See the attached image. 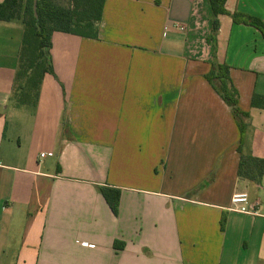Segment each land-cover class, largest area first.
<instances>
[{
    "label": "crops",
    "instance_id": "1",
    "mask_svg": "<svg viewBox=\"0 0 264 264\" xmlns=\"http://www.w3.org/2000/svg\"><path fill=\"white\" fill-rule=\"evenodd\" d=\"M207 4L105 0L97 39L52 33L37 95L17 91L22 24L0 22V264H264V175L236 174L240 140L264 160L250 106L264 35L221 14L213 51ZM224 7L264 24V0ZM212 60L247 113L242 136L204 79ZM102 185L119 190L116 216ZM234 193L255 212L229 210Z\"/></svg>",
    "mask_w": 264,
    "mask_h": 264
},
{
    "label": "trees",
    "instance_id": "2",
    "mask_svg": "<svg viewBox=\"0 0 264 264\" xmlns=\"http://www.w3.org/2000/svg\"><path fill=\"white\" fill-rule=\"evenodd\" d=\"M63 1V2H62ZM105 0H36V17L33 12V0H2L0 3V22L19 21L23 26L18 54L19 67L17 78H24L25 84L17 88L36 92L44 75H53L50 59L51 35L61 32L81 38L97 39L99 24ZM211 13L210 35L207 43L215 51V40L218 32V16L228 15L234 23L250 25L264 35V24L257 17L242 15L225 10L226 0H207ZM214 56V55H213ZM210 71L205 81L217 92L220 99L230 108L232 116L240 130H245L242 119L247 113L237 106L238 92L229 79V69L225 65L210 62ZM22 100L19 99V102ZM250 106L264 110V96L254 94ZM238 177L259 184L264 175V160L241 153V140L238 147ZM97 191L105 199L113 215L118 213L119 190L102 185ZM116 248L121 249L122 243Z\"/></svg>",
    "mask_w": 264,
    "mask_h": 264
},
{
    "label": "built area",
    "instance_id": "3",
    "mask_svg": "<svg viewBox=\"0 0 264 264\" xmlns=\"http://www.w3.org/2000/svg\"><path fill=\"white\" fill-rule=\"evenodd\" d=\"M40 156L43 157L44 154ZM230 201L231 205L229 206V210L242 214H252L255 212V205L249 202L246 194L234 193Z\"/></svg>",
    "mask_w": 264,
    "mask_h": 264
},
{
    "label": "water",
    "instance_id": "4",
    "mask_svg": "<svg viewBox=\"0 0 264 264\" xmlns=\"http://www.w3.org/2000/svg\"><path fill=\"white\" fill-rule=\"evenodd\" d=\"M33 12L34 16L36 17V0H33Z\"/></svg>",
    "mask_w": 264,
    "mask_h": 264
},
{
    "label": "rangeland",
    "instance_id": "5",
    "mask_svg": "<svg viewBox=\"0 0 264 264\" xmlns=\"http://www.w3.org/2000/svg\"><path fill=\"white\" fill-rule=\"evenodd\" d=\"M63 2V1H62ZM13 22V21H12ZM17 23V22H16Z\"/></svg>",
    "mask_w": 264,
    "mask_h": 264
}]
</instances>
